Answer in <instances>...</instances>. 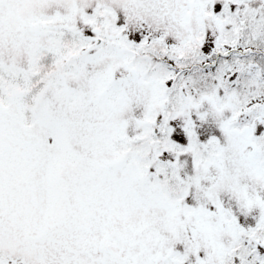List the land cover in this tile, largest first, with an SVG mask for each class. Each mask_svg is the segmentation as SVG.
Returning a JSON list of instances; mask_svg holds the SVG:
<instances>
[{
	"label": "snow or ice",
	"instance_id": "obj_1",
	"mask_svg": "<svg viewBox=\"0 0 264 264\" xmlns=\"http://www.w3.org/2000/svg\"><path fill=\"white\" fill-rule=\"evenodd\" d=\"M0 264H264V0H0Z\"/></svg>",
	"mask_w": 264,
	"mask_h": 264
}]
</instances>
